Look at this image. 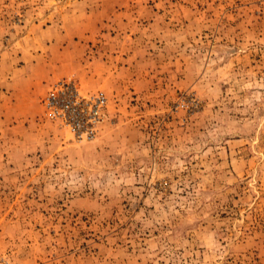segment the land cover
I'll use <instances>...</instances> for the list:
<instances>
[{"label":"rangeland","instance_id":"obj_1","mask_svg":"<svg viewBox=\"0 0 264 264\" xmlns=\"http://www.w3.org/2000/svg\"><path fill=\"white\" fill-rule=\"evenodd\" d=\"M0 264H264V0H0Z\"/></svg>","mask_w":264,"mask_h":264},{"label":"built area","instance_id":"obj_2","mask_svg":"<svg viewBox=\"0 0 264 264\" xmlns=\"http://www.w3.org/2000/svg\"><path fill=\"white\" fill-rule=\"evenodd\" d=\"M107 103L104 92L85 93L66 80L54 83L44 100L48 117L70 128L80 140L97 136Z\"/></svg>","mask_w":264,"mask_h":264}]
</instances>
